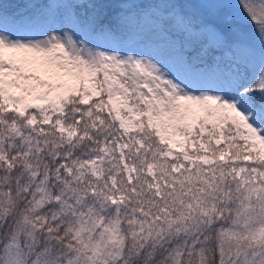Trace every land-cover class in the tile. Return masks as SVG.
Masks as SVG:
<instances>
[{
    "label": "snow or ice",
    "instance_id": "6c2138e0",
    "mask_svg": "<svg viewBox=\"0 0 264 264\" xmlns=\"http://www.w3.org/2000/svg\"><path fill=\"white\" fill-rule=\"evenodd\" d=\"M0 264H264V0H0Z\"/></svg>",
    "mask_w": 264,
    "mask_h": 264
}]
</instances>
